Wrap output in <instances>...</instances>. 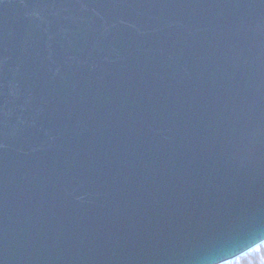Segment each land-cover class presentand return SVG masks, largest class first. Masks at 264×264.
Segmentation results:
<instances>
[{
    "label": "water",
    "instance_id": "95a60500",
    "mask_svg": "<svg viewBox=\"0 0 264 264\" xmlns=\"http://www.w3.org/2000/svg\"><path fill=\"white\" fill-rule=\"evenodd\" d=\"M263 242L264 0H0V264Z\"/></svg>",
    "mask_w": 264,
    "mask_h": 264
},
{
    "label": "trees",
    "instance_id": "16d2710c",
    "mask_svg": "<svg viewBox=\"0 0 264 264\" xmlns=\"http://www.w3.org/2000/svg\"><path fill=\"white\" fill-rule=\"evenodd\" d=\"M223 264H264V242L241 256Z\"/></svg>",
    "mask_w": 264,
    "mask_h": 264
}]
</instances>
